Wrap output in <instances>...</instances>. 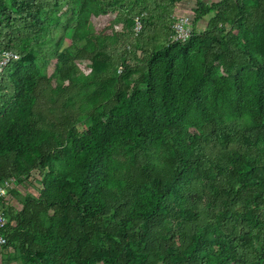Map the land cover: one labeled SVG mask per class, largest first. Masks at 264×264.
<instances>
[{"label": "trees", "instance_id": "obj_1", "mask_svg": "<svg viewBox=\"0 0 264 264\" xmlns=\"http://www.w3.org/2000/svg\"><path fill=\"white\" fill-rule=\"evenodd\" d=\"M177 1L0 0V48L19 54L0 72V181L8 166L22 173L47 161L41 198L72 212L58 230L30 222L41 264H264V57L235 31L257 23L264 0H196L193 23L213 12L206 30L157 46ZM115 8L122 27L94 31L90 15ZM68 29L76 51L55 49L67 81L51 86L36 61ZM75 56L92 61V78L107 70L116 88L87 98ZM133 66L140 74L129 81ZM38 95L61 129L39 120ZM88 103L90 124L63 145L59 131ZM210 138L235 153H214ZM53 147L58 163L43 158ZM123 184L127 196L115 192ZM11 238L8 228L5 245Z\"/></svg>", "mask_w": 264, "mask_h": 264}, {"label": "rangeland", "instance_id": "obj_2", "mask_svg": "<svg viewBox=\"0 0 264 264\" xmlns=\"http://www.w3.org/2000/svg\"><path fill=\"white\" fill-rule=\"evenodd\" d=\"M207 2L214 0H205ZM253 2V1H252ZM254 3V2H253ZM256 3V1H255ZM196 6V0H178L175 4V7L172 11L170 18L165 22V24L159 27L155 32L156 45L161 46L166 44L171 40V28L172 23L179 17L188 18V26L192 31L194 28L197 32H203L206 30L209 18L213 15V12L204 15L196 23H193V9ZM134 20H138L137 16ZM124 17L120 8L109 9L106 12L91 14L90 15V24L94 31H98L104 34H111L113 29H120L123 25ZM236 31V38H241L246 44L256 47V55L259 57H264V15L258 19L257 23L252 26V28H245L242 31ZM60 32V31H59ZM57 33V35L59 34ZM72 29H68L66 34L62 36L60 43L57 47H52L50 41H47L41 51L43 54L37 59V64L39 65L42 74L45 76V79L48 81L51 86L55 85L57 82L65 83L67 81L63 73L60 71L62 64L61 58H59L58 53L68 51L73 54L76 51V48L71 42ZM138 34L132 36V44L136 40ZM131 41L127 43V48L130 47ZM131 44V45H132ZM58 51V53H55ZM138 55L141 54V51L137 50ZM140 58V56H138ZM112 64V62H111ZM73 72L75 76H80L83 80V86L81 92H85L87 98L91 97L93 93H97L100 96H105L108 91L114 90L116 85L111 81L104 80L109 73L107 70L100 68L96 73L95 78L91 77V73L94 71L92 61L88 57H74L73 63ZM114 71V70H113ZM111 73L112 80L115 81L117 78V67L115 71ZM220 68V72H222ZM140 74V68L134 67L132 72L128 75L129 81L137 79ZM49 84L44 85V89L49 86ZM84 93V94H85ZM59 97L62 98V92H60ZM41 97H37L38 109L36 114L39 117V120L44 124H47L49 127L61 129L62 126L59 122V117L50 116L47 114L46 110L48 108L44 107L41 104ZM79 113L76 114L73 120L70 119L69 125L66 126L65 130H60L58 135L61 134L64 136L63 145H67L73 138L81 136L87 126L90 124L91 112L97 110L92 108L91 104L88 105L82 110L79 109ZM72 116V115H71ZM70 117V116H69ZM233 123L234 125L244 126L246 128L250 127V123L243 119H235V121H227ZM195 128L190 126V132L192 133ZM212 130V129H211ZM62 131V132H61ZM243 138V137H242ZM239 144V142L234 143ZM260 145H263V142H260ZM60 149L61 145H57ZM207 147L213 149L214 153L222 152L223 154L228 155L231 153V156L235 153L233 150L234 147L232 143H225V140L218 139H209ZM248 149L257 150V146H248L246 145L243 148V151H248ZM56 147H53L50 150V154L46 153L43 158H46L47 155L51 156L52 163H58L59 160L54 159V154H56ZM257 155V152H256ZM235 159L236 156H233ZM130 160V159H129ZM35 163L28 162V169L26 172H14L11 167L5 169L6 176L3 180H7V193L5 196V202L0 204V211L2 210L9 222V232L12 234V242L9 245H0V264H41L34 257V249L36 247L35 242H31V238L40 239L41 233L37 229L34 231L33 227L30 226V222L36 221L39 225L47 224L49 221L53 222L55 230H58L60 227L59 220L67 219L66 214L71 216V211H65L60 207L55 205L50 206L45 204L44 200L41 198V180L49 170L50 164L47 161L41 163L40 158H37ZM128 167H131L130 165ZM127 169V166L124 167ZM124 170L122 174H124ZM129 188L127 185H118L115 192L119 193L121 196H127ZM239 209H241L239 205ZM167 225H171L172 221L166 220ZM79 226V225H77ZM178 242V236L175 237ZM157 264H162L158 261Z\"/></svg>", "mask_w": 264, "mask_h": 264}, {"label": "built area", "instance_id": "obj_3", "mask_svg": "<svg viewBox=\"0 0 264 264\" xmlns=\"http://www.w3.org/2000/svg\"><path fill=\"white\" fill-rule=\"evenodd\" d=\"M141 24L139 20L135 21L134 29L136 32L140 30ZM191 34V29L188 26V18L179 17L172 23L171 40L184 41ZM19 54L10 48H0V72L12 60L17 59ZM120 71V68L118 69ZM7 180L0 181V199L6 196L7 193ZM8 219L5 213L0 211V245H5L8 242Z\"/></svg>", "mask_w": 264, "mask_h": 264}]
</instances>
